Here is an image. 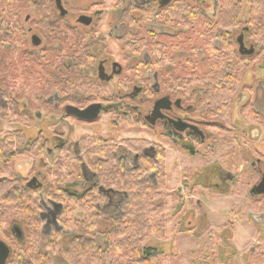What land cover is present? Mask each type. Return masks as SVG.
<instances>
[{
  "label": "flooded vegetation",
  "instance_id": "1",
  "mask_svg": "<svg viewBox=\"0 0 264 264\" xmlns=\"http://www.w3.org/2000/svg\"><path fill=\"white\" fill-rule=\"evenodd\" d=\"M112 2L89 0L84 6L60 0L59 7L54 0H0V64L5 53L14 76V66L20 63L24 85L33 81L36 87L23 96L34 95L42 109L59 116L53 125L42 121L37 132L33 124L41 114L32 109L25 110L22 122H9L16 127L11 132L26 137L27 150L15 161L29 157L38 162V171L24 186L35 193L42 229L35 242L26 222L15 220L11 238L0 237L8 248L0 264H169L171 251L163 246L141 244L139 250H123L127 236L121 226L126 225L124 212L133 207L127 200L137 190L129 186L135 180L148 181L161 194L155 215L165 219L160 240L167 241L163 197L174 153L200 161L185 174L195 178L190 195L199 190L222 200L239 187L247 189L248 205L257 213L247 221L248 232L258 241L251 253H260L264 0ZM104 19H109L108 32L100 26ZM112 45L121 59L115 58ZM10 82L15 83L13 78ZM105 119L112 132H92L90 128ZM72 123L85 127L77 140L68 128ZM126 131H145L154 141L121 137ZM33 179L40 189L27 187ZM182 189L172 196L171 223L179 219L177 238H195L212 223L204 198L194 202ZM185 222L187 228L180 229ZM227 222V227L237 225V220ZM223 232L215 257L219 264L224 263L223 243H229L230 233L222 239ZM176 237L165 246L174 250ZM78 244L93 250H82ZM231 247V259L238 258L237 247ZM154 249L161 254H154ZM194 255L195 264L207 263L201 252Z\"/></svg>",
  "mask_w": 264,
  "mask_h": 264
},
{
  "label": "rangeland",
  "instance_id": "2",
  "mask_svg": "<svg viewBox=\"0 0 264 264\" xmlns=\"http://www.w3.org/2000/svg\"><path fill=\"white\" fill-rule=\"evenodd\" d=\"M75 3H79L80 5L88 6L89 0H74ZM115 0H113L114 2ZM112 2V3H113ZM17 6H22V4H17ZM27 10L25 12L27 13ZM30 10H33L32 6L30 7ZM111 12V9H110ZM33 14V13H32ZM108 22L109 19H104V22L100 24L102 31L108 32ZM45 46V45H44ZM112 53L114 54L115 58L121 59V56H118V47L112 45ZM2 56H4V61L2 64H0V86L2 87V90H4V100H2L3 103L9 104V105H16L18 112L20 114L25 113L26 109H32L34 114H41V117L39 119H34L33 124L36 128L34 129V132H37V130L42 127V121H46L47 125H53L55 122L59 120V116H51V114L48 113V111L41 108V106L38 104L37 99L34 95H30V98H25L23 96L25 91H34L35 86L34 82L32 81L30 85H27V87L24 85V82L22 81L24 76V70L21 64H15V73L14 76L12 74V67L7 65L6 61V54L2 53ZM10 78H13V82H10ZM260 78L256 82L259 81ZM15 86L16 89H13L12 87ZM13 91H16L13 92ZM22 96V98L20 97ZM29 97V96H28ZM58 119V120H57ZM6 122V121H5ZM106 119L104 122L99 124L98 126H95L93 128H90L92 132H100V133H109L112 132L107 127ZM68 128H71L74 136L73 140H77L79 136L84 132V126H77L74 123H72L71 126H68ZM67 128V129H68ZM16 129L15 126H11L8 123H4L0 121V134L6 135L11 131H14ZM124 135V134H123ZM121 137H133V136H142L143 138H148L150 140L154 141V136L152 134H149L145 131L141 133H134L126 131V134ZM170 164L172 165V174L171 178H169V183L167 186V194L163 197L164 202L167 204V210L165 211L167 226H168V236L165 237L166 242L163 240H160V237L154 236L151 234V237L143 243V245L151 246V245H159L166 247L167 251L169 252L168 256V263L169 264H195V256L194 254H198L201 252V254L205 257L206 264H219L218 261H216L217 257V251L220 249V243L218 242V238L220 235V231L222 230V239H226L224 237L225 235H228L230 233L228 238V247L225 243H223L222 248L226 250V252L223 250L222 253V260L224 263L222 264H264V256L258 255L261 252L264 251V245L262 244V248L259 250L260 253H257L256 255H253L251 253L252 247H256L258 245V241L253 237L250 232H248L249 227L248 220L251 218L250 214L257 215L254 211L252 212V209L250 208V205H248L247 201V189L243 191L242 188H238L235 190L234 194H231L228 198L222 199V200H216L208 197L205 194H201V191H197L195 194H189L192 188L195 187V178L193 180L190 179V177L186 176L185 174H190L192 170H194V167L197 168L200 164V161L189 160L186 157L177 156L176 153L173 154L171 157V160L169 159ZM16 174L21 176L26 181H29L32 179L33 175L36 171H38V162H36L35 159L29 158V157H20L18 160L15 161V168H14ZM187 178L186 181H184V178ZM180 187H183L181 190L183 192V195L186 197L193 196V201L195 202L196 199H202L204 198L205 202V208L206 213L210 216L211 221V228L205 233L202 232H196L195 238H190L189 235L185 234L180 237H176L175 225L179 221V219H175L171 223V203H172V196L177 193ZM36 196H38V193H36ZM195 197V198H194ZM218 199V198H217ZM193 202V203H194ZM164 216V217H165ZM230 218V220H237V225L234 227H227L229 225V222L227 220ZM16 221L20 222L22 219H9L6 221L0 220V237L10 239L11 237V226L12 223ZM192 220V219H190ZM195 227V223L193 221V224L191 225ZM173 228V229H172ZM186 229L187 225L186 222L184 223L182 227V223L180 224V229ZM207 228V227H202ZM230 230L228 233H226L225 229ZM248 232V233H247ZM201 234V235H200ZM203 236V237H202ZM175 245L174 250L169 247V245L165 246V244H170L171 238H175ZM202 237V238H200ZM200 239L199 241H196ZM169 240V241H168ZM225 241V240H224ZM173 242V241H172ZM231 244L235 245L238 249V258L231 259ZM230 245V246H229ZM227 248V249H226ZM201 255V257H202Z\"/></svg>",
  "mask_w": 264,
  "mask_h": 264
},
{
  "label": "trees",
  "instance_id": "3",
  "mask_svg": "<svg viewBox=\"0 0 264 264\" xmlns=\"http://www.w3.org/2000/svg\"><path fill=\"white\" fill-rule=\"evenodd\" d=\"M3 92L0 86V121L22 122L27 115L20 114L16 105L2 103L1 99L5 98ZM26 150V137L22 132H11L4 136L0 134V220L22 219L21 221L26 222L29 236L37 242L41 237L42 221L38 203L34 198L35 193L25 188L26 180L14 170L15 158L17 155L24 154ZM129 188L137 190H133L127 200V203H132L133 207L128 208L123 215L126 225L121 227L125 226L127 237L121 248L139 250L140 245L145 243L151 234L162 237L165 234L166 224L162 216L155 215L156 202L161 196L157 193L155 186L148 181L139 184L135 180ZM78 246L82 250H93L86 244H78ZM155 252L161 254L160 250L154 249V254Z\"/></svg>",
  "mask_w": 264,
  "mask_h": 264
},
{
  "label": "water",
  "instance_id": "4",
  "mask_svg": "<svg viewBox=\"0 0 264 264\" xmlns=\"http://www.w3.org/2000/svg\"><path fill=\"white\" fill-rule=\"evenodd\" d=\"M56 1V3L58 4V6L60 7V0H54ZM82 117L87 118V113L81 114ZM27 187L31 190H38L40 189L42 186L39 183V181L37 179H33L32 181H30L27 185ZM8 256V248L6 247V245L4 243H2L0 241V257H1V261H6V258Z\"/></svg>",
  "mask_w": 264,
  "mask_h": 264
}]
</instances>
